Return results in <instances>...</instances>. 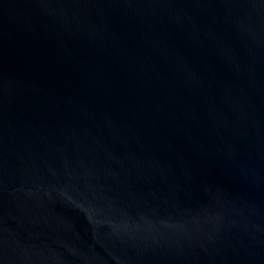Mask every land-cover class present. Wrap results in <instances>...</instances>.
I'll return each mask as SVG.
<instances>
[{
	"label": "water",
	"instance_id": "1",
	"mask_svg": "<svg viewBox=\"0 0 264 264\" xmlns=\"http://www.w3.org/2000/svg\"><path fill=\"white\" fill-rule=\"evenodd\" d=\"M0 264H264V0H0Z\"/></svg>",
	"mask_w": 264,
	"mask_h": 264
}]
</instances>
